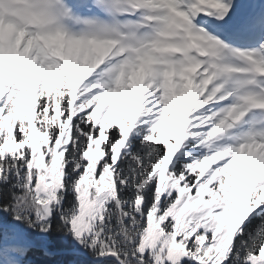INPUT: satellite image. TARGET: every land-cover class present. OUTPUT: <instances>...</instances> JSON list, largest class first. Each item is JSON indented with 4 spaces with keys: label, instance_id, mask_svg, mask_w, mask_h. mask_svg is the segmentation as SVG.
Masks as SVG:
<instances>
[{
    "label": "snow or ice",
    "instance_id": "obj_1",
    "mask_svg": "<svg viewBox=\"0 0 264 264\" xmlns=\"http://www.w3.org/2000/svg\"><path fill=\"white\" fill-rule=\"evenodd\" d=\"M0 264H264V0H0Z\"/></svg>",
    "mask_w": 264,
    "mask_h": 264
}]
</instances>
